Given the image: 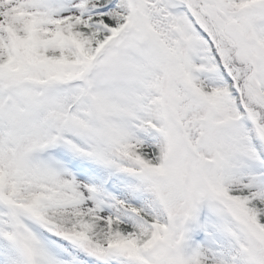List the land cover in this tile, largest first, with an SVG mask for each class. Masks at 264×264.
<instances>
[{
    "label": "rangeland",
    "instance_id": "rangeland-1",
    "mask_svg": "<svg viewBox=\"0 0 264 264\" xmlns=\"http://www.w3.org/2000/svg\"><path fill=\"white\" fill-rule=\"evenodd\" d=\"M19 1L10 0L13 5ZM156 1L126 0L125 6L130 12V20L126 33L117 35H122V42L117 43L116 39L107 45L109 47L104 55L92 61L93 64L84 65L82 76L76 71L71 73L70 85L73 93L82 84L78 90L86 89L83 98L79 96L78 99H73L75 97L72 93L66 94L72 96L70 100L78 101L81 106V111L75 117L68 115L65 107L55 109L58 104L54 102L58 96L49 100L43 98L36 103V86H33V89L32 86L24 87L26 84H19L27 77L25 71L16 73L0 69V169H4L12 178L20 176L19 173L22 172L28 177L26 182L29 183L38 176L46 175L42 172L43 167L52 169L54 173L60 172L63 178L69 180L67 186L74 180L70 187L83 193L84 200L80 203L82 207L94 209L106 223L113 222L118 218L115 201L122 200L123 196L114 197L113 202L112 193L97 190L87 177L64 174V166L60 161L41 157L44 152L54 150L58 145L65 149L64 146L68 144L63 142L65 133L82 135L89 142L87 154L97 159V165L106 163L128 173L140 161V167L148 169L143 178L152 184L151 189L163 208L168 211L170 221L177 216L181 217L177 225L187 221L193 211V204L199 205L202 200L207 209L213 211L214 218L221 226H214L213 231L208 234L210 238H205L206 244L202 246V252L206 259L212 258L218 264L224 263L222 257L226 255V251L221 243L225 242V236H231L222 227L231 224L237 235L245 241V245L241 246L245 249L248 264H264V228L257 226L244 207L235 201L238 199L224 196L225 193L218 186V178L224 174L218 154L222 137L230 144L234 155H246L251 162L255 160V153L247 150L246 134L237 131L239 120L235 119L234 110L228 106L226 111L219 115L214 105L204 100L194 89L190 76L192 65L188 57L191 52L190 43L175 36L177 34L172 29L169 15L173 12L171 9L179 5L175 0H160V5ZM244 1V5L240 6L229 0H201L204 13H210V17L202 15L200 23L209 30L212 22L221 18L228 20L229 24L223 27L224 30L219 21L216 27L220 32L218 41L222 40V45L228 46L222 55H236L235 61L241 63L256 61L255 64L248 62L247 68L240 69V75L243 76L250 72L247 100L245 101L243 96L240 98L243 109L249 112L250 116L253 115L252 122L256 126H264V0ZM76 2L74 0L70 4ZM45 10L58 15L59 18L78 14L76 8L62 10L60 6H53L52 2L45 5ZM203 11L200 12L204 14ZM113 44L115 46L111 47ZM200 55L203 58L200 67L203 75L217 74L211 52L205 48ZM192 57L197 56L194 54ZM47 67L48 65L42 62L39 69L46 72ZM51 74L58 76L55 70H51ZM89 77L91 79L86 82ZM76 80L84 82L76 84ZM13 84L15 88L11 87ZM10 88L12 90H9ZM58 90V95L63 94V90ZM12 93L20 100L5 105V97ZM96 93L101 95L95 98ZM224 98L230 101L229 94ZM10 99L7 98V103ZM85 99L96 106H88L90 108L85 109L82 102ZM249 103L251 106L248 108ZM157 113V120L163 124L166 134L165 161L162 169L146 165L141 161V157L134 155L133 150H121L124 148L121 142L129 137H119L106 126L109 119L122 117L133 121L132 123L139 127L143 117L148 120ZM97 115L103 118L94 123V117ZM215 115L221 120L214 121ZM54 130L56 133L53 138L51 134ZM261 142L264 149V137ZM143 146L150 150L146 144ZM258 172L264 174L260 170ZM233 186L235 194L254 192L258 202L264 201V175L262 177L253 173L252 176L247 174L243 178L237 177ZM213 189H216L215 194L221 197L219 201L208 196L207 191ZM27 223L26 228L16 225L14 229L19 234H25L27 228H38L34 226L31 218ZM183 231L184 233H174L168 227L165 235L154 241L148 252L154 261L153 264H183L181 251L187 232ZM42 240L41 249L44 251L43 259L46 264H68L54 253L55 248L51 242L43 237ZM120 248L123 249V245ZM132 256L140 257L137 254ZM143 257L146 256L141 255V258ZM27 258L32 259L29 256ZM144 261L145 259H142L143 264H147L148 261Z\"/></svg>",
    "mask_w": 264,
    "mask_h": 264
},
{
    "label": "trees",
    "instance_id": "trees-1",
    "mask_svg": "<svg viewBox=\"0 0 264 264\" xmlns=\"http://www.w3.org/2000/svg\"><path fill=\"white\" fill-rule=\"evenodd\" d=\"M71 1L74 0H20L13 5L10 0H0V69L16 73L25 71L27 77L20 83L26 84L25 87L36 86V103L43 98L49 100L58 96L54 102L58 104L55 109L65 107V112L69 109V114L72 113L75 117L81 111V106L73 99H78L79 96L83 98L86 90H75L73 93L70 85L71 73L76 71L82 76L84 65H91L92 61L104 55L109 47L107 45L116 39L117 43L122 42L123 33L129 29L127 26L130 12L125 6L126 0H75V4H70ZM229 1L240 6L245 2ZM43 2H52L53 6H60V9L64 10L76 8L78 14L59 18L58 15L45 10L46 4ZM156 2L159 5L161 3L160 0ZM175 3L179 6L173 9L177 12L169 13L170 20L172 29L177 34L175 36L190 43L191 52L188 57L192 65L190 76L194 89L199 96L214 105L219 115L226 111L228 106L234 110L235 119L239 120L237 131L246 134L247 150L255 153V160L251 162L246 155H234L230 144L222 137L218 154L224 174H219L218 186L225 193L224 196L238 199L235 201L244 207L257 226L264 228V201L258 202L254 192L235 194L236 191L233 190L237 177L243 178L247 174L252 176L253 173L262 177L264 175L258 172L260 170L264 173V149L261 142L264 126L258 124L257 127L252 122L253 115L250 116V113L243 109L239 95L241 92L245 101L247 100L250 72L243 76L240 75V69L247 68L246 65L250 61L241 63L235 61V54L222 55L228 46L222 45V40L218 43L220 32L216 27L219 21L223 29L228 26V20L221 18L214 21L208 30L200 23L203 14L200 12L199 0H175ZM218 11L219 9L216 13ZM121 33V36H117ZM205 48L211 52L217 74L203 75L200 68L203 58L200 52ZM194 54L196 58L192 57ZM42 62L48 65L46 72L39 69ZM251 62L254 63L253 60ZM51 70L57 71L58 76L50 75ZM193 71L198 74L195 75ZM90 79L91 77L86 82ZM58 89L63 90V94L58 95ZM68 92L75 98L70 100L72 96H66ZM226 94H229L230 101L224 98ZM100 95L96 93L97 97ZM12 98L15 101L20 100L14 93ZM82 102L85 109L88 106H96L86 99ZM250 106L249 103L248 108ZM102 118L101 115L95 116L94 123ZM157 119L158 113L148 120L143 117L139 127L134 125L133 121L122 117L111 118L106 124L111 126L119 137H129L128 140H121L124 147L121 150H133L134 155L141 157V161L146 165L162 169L165 161L166 134L163 124ZM213 119L216 122L221 120L217 115ZM55 133V130L52 131L53 138ZM66 139L73 144L76 152L68 149L55 151L69 162L71 171H84L97 190L106 189L112 192L113 196L124 197L116 210L118 218L106 223L94 209L82 207L81 191L67 186V181L57 173L53 175L48 172L29 183L26 182L28 177L22 172L19 173L20 176L12 178L8 172L0 169L1 264H46L43 259L44 251L41 249L42 237L51 242L55 248L54 253L68 264H143L142 259H145L144 263L148 261L147 264H153L154 261L148 252L154 241L165 235L168 227L174 233L187 231L182 250L188 251L190 256L183 258L186 259L183 264H218L213 259L207 260L200 252L203 246L200 241L202 233H209L211 224L220 226L213 212L202 209V200L199 205L193 204V211L187 221L179 226L177 224L181 217L177 216L170 221L168 211L163 208L151 189L152 184L143 178L148 169H142L140 161L128 173L106 163L97 165V159L86 155L88 149L85 147L87 143L84 138L69 134ZM145 144L151 147V151L143 146ZM215 193L216 189L207 191L209 197L220 199ZM30 218L38 228H27L25 234L16 232L14 226L26 228ZM222 228L231 236H225L223 239L225 242L222 244L228 256L223 258L224 264H248L245 249L243 250L245 241L237 235L231 224ZM59 232L74 233L78 242L67 243L56 237ZM122 245L123 249L120 248ZM140 252L146 257L141 258ZM130 253L140 257L133 258Z\"/></svg>",
    "mask_w": 264,
    "mask_h": 264
},
{
    "label": "water",
    "instance_id": "water-1",
    "mask_svg": "<svg viewBox=\"0 0 264 264\" xmlns=\"http://www.w3.org/2000/svg\"><path fill=\"white\" fill-rule=\"evenodd\" d=\"M58 237H61L63 240L67 241V242H72L75 243L77 241L76 236H74L73 234L70 235H66V234H59Z\"/></svg>",
    "mask_w": 264,
    "mask_h": 264
}]
</instances>
